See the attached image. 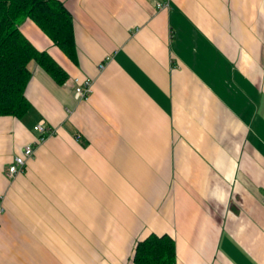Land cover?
<instances>
[{
  "label": "crops",
  "instance_id": "crops-1",
  "mask_svg": "<svg viewBox=\"0 0 264 264\" xmlns=\"http://www.w3.org/2000/svg\"><path fill=\"white\" fill-rule=\"evenodd\" d=\"M60 1L75 61L19 25L68 78L31 60L29 112L0 116V264H133L151 232L177 264H264V0Z\"/></svg>",
  "mask_w": 264,
  "mask_h": 264
},
{
  "label": "trees",
  "instance_id": "trees-1",
  "mask_svg": "<svg viewBox=\"0 0 264 264\" xmlns=\"http://www.w3.org/2000/svg\"><path fill=\"white\" fill-rule=\"evenodd\" d=\"M31 19L72 61L76 59L73 20L60 0H0V116L17 119L30 110L25 88L34 60L57 84H63L66 71L46 51L38 50L21 32L19 25ZM133 264H177L176 244L167 233H149L136 242Z\"/></svg>",
  "mask_w": 264,
  "mask_h": 264
},
{
  "label": "built area",
  "instance_id": "built-area-1",
  "mask_svg": "<svg viewBox=\"0 0 264 264\" xmlns=\"http://www.w3.org/2000/svg\"><path fill=\"white\" fill-rule=\"evenodd\" d=\"M159 8H166L169 5V0H159L156 3ZM104 64L101 63L98 65L99 69H102ZM74 84V93L78 100L86 99L90 93L92 92L93 80L90 78L80 79L78 77L73 78ZM69 113L71 110H67ZM33 130L38 135L37 142L34 144H27L23 147L21 153L19 155L14 156L13 160L6 168V175L8 178H14L19 173L23 172L27 160L34 154L35 147L41 144L47 137L52 136L57 133V129L51 126H48L44 123V121H38L34 126ZM79 137V135H77ZM4 206L2 201L0 202V212L3 211Z\"/></svg>",
  "mask_w": 264,
  "mask_h": 264
},
{
  "label": "rangeland",
  "instance_id": "rangeland-1",
  "mask_svg": "<svg viewBox=\"0 0 264 264\" xmlns=\"http://www.w3.org/2000/svg\"><path fill=\"white\" fill-rule=\"evenodd\" d=\"M24 20V19H23ZM22 23V21L20 22V24Z\"/></svg>",
  "mask_w": 264,
  "mask_h": 264
}]
</instances>
